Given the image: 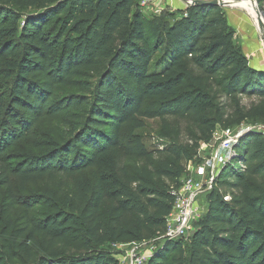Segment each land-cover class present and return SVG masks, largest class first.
Wrapping results in <instances>:
<instances>
[{"label": "trees", "instance_id": "trees-1", "mask_svg": "<svg viewBox=\"0 0 264 264\" xmlns=\"http://www.w3.org/2000/svg\"><path fill=\"white\" fill-rule=\"evenodd\" d=\"M256 2L264 18V0ZM48 21L59 28L55 39L44 32ZM234 41L219 7L149 20L139 0H0V69L11 81L0 103V264H117L114 244L162 236L183 160L218 127L231 128L226 101L264 100V73ZM70 84L76 95L54 99L57 85ZM66 102L83 107L73 139L10 169L2 154L12 139ZM253 117L264 120V106L240 122ZM156 119L186 123L190 138L171 129L148 149L138 132ZM88 168L93 180L80 177L60 199L18 197L11 181L23 187ZM206 199L190 237L159 238L146 264H264V135L240 133ZM36 206L45 210L29 216Z\"/></svg>", "mask_w": 264, "mask_h": 264}, {"label": "rangeland", "instance_id": "rangeland-1", "mask_svg": "<svg viewBox=\"0 0 264 264\" xmlns=\"http://www.w3.org/2000/svg\"><path fill=\"white\" fill-rule=\"evenodd\" d=\"M161 1V0H159ZM166 3V0H162ZM180 1V0H179ZM242 0H224L226 3L223 10L233 9L237 11L243 17V21H240V27L235 31V45L246 56L251 65L264 64V44L261 41L255 24L252 19L250 6L248 2L251 0H244L246 3H239ZM256 2V0H253ZM238 2V3H236ZM253 3V2H252ZM259 9V6H256ZM171 10L170 8H165ZM164 10V11H165ZM161 14L157 16L160 17ZM149 20H154V16H147ZM263 18V16H262ZM264 20V18H263ZM47 27L44 32L51 38H57L56 33L59 31L53 21H48L44 24ZM6 24H1V27H5ZM52 35V36H51ZM94 72H91L92 76ZM11 88V81L7 78V74L0 69V103L6 101L9 96V90ZM75 85H57L54 93V99L64 100L71 95H76ZM66 104L62 105L61 111L56 114L49 115L47 111H43L38 119L34 123H29L24 126L23 135L19 138L12 139V145L5 150L2 154L4 157V163L13 169L18 165L26 163L28 157H39L47 154L51 149V142L62 144L67 140L73 139L79 123L83 115L82 106H70ZM227 116L230 117L231 128L228 130L234 135H240L244 131H254L264 135V120L259 117L247 118L240 122V119L244 117L251 109L257 106H264V100L256 96L251 97H238L236 100H227ZM146 126L138 133L142 136V140L145 146L153 150L159 147L164 142V136L169 134L172 129L174 133L180 137L181 142H186L190 136V127L183 122H176L170 119L165 121L160 120H148L145 122ZM15 127H18L17 125ZM222 130L217 128V132ZM204 145H207L205 156H209L212 148L216 146L215 133L212 141L209 143L200 142L198 149L191 153L190 161L183 160V165L187 167L188 164L196 166L198 163V155L200 149H203ZM93 169L88 168L81 174L68 175L65 172L58 173L54 178H44L41 181L35 183L26 184L23 187L19 186L18 181L13 177L12 185L14 187L15 195L18 197L40 195L47 197H55L60 199L65 197L71 191L76 181L80 177H84L86 180H93ZM188 175V174H187ZM3 195V193H2ZM207 197V195H206ZM206 197L202 198V204L206 206ZM45 210L44 206H36L28 212L29 216L37 217L38 213H42ZM22 207L16 206L13 209V221L14 226L22 225L20 217L22 216ZM196 223L193 225L195 229ZM161 243L159 238H153L150 241L143 244H132L128 242L119 243L118 246L110 247V255L116 259L117 264H131L130 257L133 251L140 254L149 255Z\"/></svg>", "mask_w": 264, "mask_h": 264}, {"label": "built area", "instance_id": "built-area-1", "mask_svg": "<svg viewBox=\"0 0 264 264\" xmlns=\"http://www.w3.org/2000/svg\"><path fill=\"white\" fill-rule=\"evenodd\" d=\"M158 1L139 0L140 9L142 11L152 9L157 6ZM239 136V134L234 135L228 130L216 131V146L212 148L209 156L204 155L208 148L207 145H204L203 149L199 151V161L196 166L187 165L180 188L172 192L175 201L165 218V231L159 238L187 240L190 237L194 230L193 225L199 221L206 210V206L202 204V198L211 191L214 179L232 154L233 146ZM118 245L119 243L113 246ZM150 255L133 251L130 257L131 264H146Z\"/></svg>", "mask_w": 264, "mask_h": 264}, {"label": "crops", "instance_id": "crops-1", "mask_svg": "<svg viewBox=\"0 0 264 264\" xmlns=\"http://www.w3.org/2000/svg\"><path fill=\"white\" fill-rule=\"evenodd\" d=\"M166 1H167L166 3H164V1L162 0L158 1L156 7L148 10H143L142 12L146 17L150 15L157 17L159 14L164 12L165 8H170L171 11L184 10L186 8V5L179 0H166ZM239 3L240 4L246 3V1L242 0ZM221 9L226 16L229 26L234 30H238V28L240 27V21H243V17L241 16V14H239L237 11L233 9L232 10L231 9L223 10V8Z\"/></svg>", "mask_w": 264, "mask_h": 264}, {"label": "water", "instance_id": "water-1", "mask_svg": "<svg viewBox=\"0 0 264 264\" xmlns=\"http://www.w3.org/2000/svg\"><path fill=\"white\" fill-rule=\"evenodd\" d=\"M182 3H184L186 6L191 5H199V6H210L214 8H223L225 7L226 3H224L223 0H180ZM253 2V5L256 8V19H253V22L255 24L256 30L258 34L260 35L261 41L264 44V20L262 18V12L256 7L258 5L257 2ZM250 67L256 71H260L264 73V64H258V65H251L249 63Z\"/></svg>", "mask_w": 264, "mask_h": 264}, {"label": "bare ground", "instance_id": "bare-ground-1", "mask_svg": "<svg viewBox=\"0 0 264 264\" xmlns=\"http://www.w3.org/2000/svg\"><path fill=\"white\" fill-rule=\"evenodd\" d=\"M249 6H250V11H251V15H252V19H256V8L255 6L253 5L252 2H248Z\"/></svg>", "mask_w": 264, "mask_h": 264}]
</instances>
